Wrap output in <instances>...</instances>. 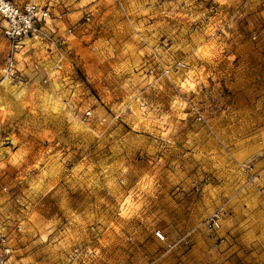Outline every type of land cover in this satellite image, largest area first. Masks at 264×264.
Here are the masks:
<instances>
[{
  "label": "rangeland",
  "instance_id": "rangeland-1",
  "mask_svg": "<svg viewBox=\"0 0 264 264\" xmlns=\"http://www.w3.org/2000/svg\"><path fill=\"white\" fill-rule=\"evenodd\" d=\"M42 1L0 86V264H264V0Z\"/></svg>",
  "mask_w": 264,
  "mask_h": 264
},
{
  "label": "built area",
  "instance_id": "built-area-1",
  "mask_svg": "<svg viewBox=\"0 0 264 264\" xmlns=\"http://www.w3.org/2000/svg\"><path fill=\"white\" fill-rule=\"evenodd\" d=\"M49 14V8L42 0H24L22 2L0 0L1 32L8 41V49L0 65L2 76H16L17 66L14 53L20 46L19 41L24 36H34L43 32ZM89 114L90 110L85 109L81 116L82 120H86ZM241 166L247 182H253L259 176V171L251 163H242ZM223 212V204L217 206L203 219L204 226L210 231L216 230L221 224ZM155 236L163 239L164 233L158 229L155 230Z\"/></svg>",
  "mask_w": 264,
  "mask_h": 264
},
{
  "label": "crops",
  "instance_id": "crops-1",
  "mask_svg": "<svg viewBox=\"0 0 264 264\" xmlns=\"http://www.w3.org/2000/svg\"><path fill=\"white\" fill-rule=\"evenodd\" d=\"M14 1H16V2H22V1H24V0H14ZM7 80L10 81V80L7 79V78L2 79L1 82H0V86L3 87V88H5V89L10 88V87H11V84H10L11 81L8 82ZM12 87H13V86H12ZM250 154H251V148L247 147V148L245 149V151H243V152L241 153V156H242V157H249ZM259 240H260V241H259ZM259 240L255 241V242L264 244V235H263L262 237H260Z\"/></svg>",
  "mask_w": 264,
  "mask_h": 264
},
{
  "label": "bare ground",
  "instance_id": "bare-ground-1",
  "mask_svg": "<svg viewBox=\"0 0 264 264\" xmlns=\"http://www.w3.org/2000/svg\"><path fill=\"white\" fill-rule=\"evenodd\" d=\"M2 76V75H1ZM3 78H8V79H10L9 77H7V76H2Z\"/></svg>",
  "mask_w": 264,
  "mask_h": 264
}]
</instances>
